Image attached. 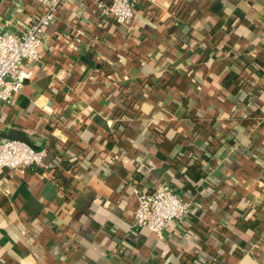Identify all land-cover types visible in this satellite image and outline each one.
<instances>
[{
  "label": "crops",
  "instance_id": "obj_1",
  "mask_svg": "<svg viewBox=\"0 0 264 264\" xmlns=\"http://www.w3.org/2000/svg\"><path fill=\"white\" fill-rule=\"evenodd\" d=\"M99 1L58 9L0 109L46 151L0 172V264H264V0ZM45 10L0 0V31ZM165 185L190 213L161 239L133 214Z\"/></svg>",
  "mask_w": 264,
  "mask_h": 264
},
{
  "label": "built area",
  "instance_id": "obj_2",
  "mask_svg": "<svg viewBox=\"0 0 264 264\" xmlns=\"http://www.w3.org/2000/svg\"><path fill=\"white\" fill-rule=\"evenodd\" d=\"M70 0H44L45 12L36 17L21 33L0 31V109L20 94L31 73L23 69L25 63L37 62L43 35L52 24L58 9ZM92 1V0H82ZM103 18L117 24L132 22V0L99 1ZM46 151H37L27 144L0 138V172L24 173L34 166H42ZM137 208L134 225L146 227L164 238L168 227L181 223L190 213V204L168 185L151 190H136Z\"/></svg>",
  "mask_w": 264,
  "mask_h": 264
},
{
  "label": "water",
  "instance_id": "obj_3",
  "mask_svg": "<svg viewBox=\"0 0 264 264\" xmlns=\"http://www.w3.org/2000/svg\"><path fill=\"white\" fill-rule=\"evenodd\" d=\"M1 136L4 139L16 140L23 142L30 146L31 148L41 151V148L37 146V144L32 140V138L24 131L17 130V129H10L8 131L2 132Z\"/></svg>",
  "mask_w": 264,
  "mask_h": 264
},
{
  "label": "trees",
  "instance_id": "obj_4",
  "mask_svg": "<svg viewBox=\"0 0 264 264\" xmlns=\"http://www.w3.org/2000/svg\"><path fill=\"white\" fill-rule=\"evenodd\" d=\"M57 177L58 176H56V178H54V180H56L57 179ZM59 181V180H58ZM59 183L61 184L62 182L61 181H59ZM63 184V183H62ZM67 184V183H66ZM67 185H70V184H67ZM70 194V197H72L73 196V193H69Z\"/></svg>",
  "mask_w": 264,
  "mask_h": 264
}]
</instances>
